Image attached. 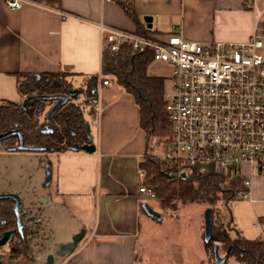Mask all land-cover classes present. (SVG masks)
Returning <instances> with one entry per match:
<instances>
[{
  "label": "crops",
  "instance_id": "obj_1",
  "mask_svg": "<svg viewBox=\"0 0 264 264\" xmlns=\"http://www.w3.org/2000/svg\"><path fill=\"white\" fill-rule=\"evenodd\" d=\"M21 1L13 9L7 0H0V100L22 103L16 85L20 72L98 75L99 79L95 119L88 117L95 131L88 121L94 152L6 151L30 155L43 171L41 155L49 163L51 179L44 200L34 193L23 207H28L40 230L44 226L49 230L53 241L46 244L42 233L41 251L27 264H45L49 253L52 264H136L143 217L145 223L152 217L142 209L138 191L145 133L133 96L111 79L109 85L100 83L102 44L96 24L133 32L141 26L156 39L178 31L201 43L244 42L257 30L264 58V0H120L133 6L137 21L115 0ZM148 73L168 81L171 66L154 60ZM239 178L250 181L251 194L242 198L232 228L239 236L259 238L264 236V170L244 163ZM81 229L84 235L76 247L57 253L59 244ZM8 251L7 243L0 246V259L20 264L8 262Z\"/></svg>",
  "mask_w": 264,
  "mask_h": 264
},
{
  "label": "trees",
  "instance_id": "obj_2",
  "mask_svg": "<svg viewBox=\"0 0 264 264\" xmlns=\"http://www.w3.org/2000/svg\"><path fill=\"white\" fill-rule=\"evenodd\" d=\"M115 1L137 21L134 8L129 2ZM137 32L148 33L141 26H138ZM152 61L153 55L149 49L134 50L127 43L120 44L116 50H111L105 44L101 52V78L111 79L120 85L133 96L139 108V125L145 133V151L154 140L161 143L162 150L166 149L171 136L164 106V77L148 73V65ZM94 78L98 84V75L17 73V90L23 99L32 95L68 94L70 90L76 92L58 108L49 121H46V115L56 100L39 97L22 107L21 103L1 99L0 133L18 130L24 145L42 147L43 152L70 151L69 146L73 143L88 142L86 118L95 119L96 114L94 98H97V88L92 89ZM46 126L51 128L50 132L43 131ZM18 143V134L0 139L3 151L16 147ZM140 168L144 171L146 181L155 188L158 206L165 211H176L180 204L195 202L204 203L214 210V204L219 199H236L245 189L239 176L213 171L200 172L182 163L167 165L156 156H145ZM27 209L23 207L22 211ZM31 215V212L21 215L22 230L18 231L14 200L0 198V236L6 230L15 229L7 241L9 263L21 258L32 259L34 254L41 251L39 247L35 249L38 244L36 241L42 236L40 224L36 225ZM210 244H218L225 252L232 246L230 256L239 264H264V236L248 239L237 235L232 238L221 221H213L211 239L204 245L208 248Z\"/></svg>",
  "mask_w": 264,
  "mask_h": 264
},
{
  "label": "built area",
  "instance_id": "obj_3",
  "mask_svg": "<svg viewBox=\"0 0 264 264\" xmlns=\"http://www.w3.org/2000/svg\"><path fill=\"white\" fill-rule=\"evenodd\" d=\"M21 0H7L19 8ZM102 48L116 50L122 43L132 49L152 52L153 60L171 66L164 106L171 136L166 149L154 154L167 165L208 164V171L239 176L242 165L264 170V58L263 40L254 30L247 41L201 43L184 38L180 32L156 39L149 33L127 31L96 24ZM109 85L108 79H101ZM153 151V152H152ZM158 152V153H157ZM138 191L155 198L144 171ZM241 198L250 197V181H243Z\"/></svg>",
  "mask_w": 264,
  "mask_h": 264
},
{
  "label": "rangeland",
  "instance_id": "obj_4",
  "mask_svg": "<svg viewBox=\"0 0 264 264\" xmlns=\"http://www.w3.org/2000/svg\"><path fill=\"white\" fill-rule=\"evenodd\" d=\"M167 83L168 81H164L165 89L168 86ZM86 120L90 122L88 117ZM89 124L92 133H94L93 123L91 124L90 122ZM151 147L155 151L162 149L161 143L154 140L149 144L145 156L155 157L154 154L148 153ZM27 152L44 154L43 151ZM35 160L30 155H17L16 153L4 152L0 146V193H17L22 198L24 204L32 199L34 193L43 201L47 191V186H44V180L45 165L48 162L45 160V156L41 155L40 160L41 166L44 168L43 171L41 168H36ZM195 168L197 171L202 170L206 172L209 165L198 163L195 165ZM139 182H141L140 178ZM146 184L152 185L149 181H146ZM141 195V205L148 203L160 213L161 217L159 219L151 217L145 223L144 218L146 215H144L140 238L138 246L136 247V253H138L139 257L136 264H210L213 262V246L210 244L206 248L203 240L206 204L199 202L180 204L176 211H165L158 206L156 198ZM242 200L239 194V197L236 199H219L214 204L213 221H221L233 237L238 234L236 228H232L235 227L232 216L234 217L235 213H237ZM24 207L27 208L26 206ZM41 231V235L43 233L47 238L45 240L46 244L52 243L53 237L49 230L44 226ZM36 242L38 244L35 249H38V247L40 248L43 245L44 238L41 236ZM219 254H225V250L220 246ZM34 256H32V259ZM32 259L21 258L18 259V262L20 264H27ZM14 262L12 261L10 263ZM226 264L239 263L230 256Z\"/></svg>",
  "mask_w": 264,
  "mask_h": 264
},
{
  "label": "water",
  "instance_id": "obj_5",
  "mask_svg": "<svg viewBox=\"0 0 264 264\" xmlns=\"http://www.w3.org/2000/svg\"><path fill=\"white\" fill-rule=\"evenodd\" d=\"M150 17H144V20L150 21ZM97 88L96 84V79H93L92 83V89L95 90ZM76 90H70L68 94H55V95H50V96H37V95H32L28 96L23 99L21 106L26 107V103L29 101H32L34 99H37L39 97L45 98V99H50V100H56V102L52 105L51 109L49 110L48 114L46 115V121H49L50 118L53 116V114L58 110V108L63 105L65 102L68 101L71 95L75 94ZM94 102H97V98H94ZM87 125V136H88V142H85L83 144H78V143H73L72 145L69 146V149L72 151H84L88 153H92L96 150V145L92 141L91 136L89 134L90 128L88 122H86ZM45 132H50L51 128L45 127L43 129ZM18 134L19 136V143L16 147H11L9 150H27V151H42L43 148L39 146H26L22 142V137L19 133L18 130H8L5 132L0 133V139L6 138L10 135H15ZM46 171H45V180H44V186L48 185L50 183V169H49V163H46L45 165ZM0 198H11L14 200V212L16 214V223H17V230L21 231L22 230V224H21V215L22 214H29L30 210H25L22 211L23 207V201L22 198L17 194V193H0ZM142 208L144 212L152 216L154 218L159 219L161 217L160 213L153 209L148 203H143ZM33 218V216H31ZM212 224H213V209L211 207H206L204 211V232H203V240L205 243L209 242L211 239V230H212ZM15 233V229H10L6 230L2 233L0 236V246L4 245L7 243L8 239L13 236ZM84 235V230L81 229L78 233L74 234L71 238L70 241L59 244L57 253H64L73 250L80 239ZM233 247L229 246L227 251L225 252L224 255L219 254V246L218 244H214L213 246V262L210 264H224L226 260L229 258L231 252H232ZM53 262V254L49 253L46 256V262L45 264H52ZM0 264H8L4 260L0 259Z\"/></svg>",
  "mask_w": 264,
  "mask_h": 264
}]
</instances>
